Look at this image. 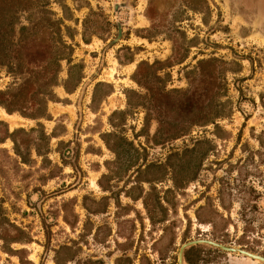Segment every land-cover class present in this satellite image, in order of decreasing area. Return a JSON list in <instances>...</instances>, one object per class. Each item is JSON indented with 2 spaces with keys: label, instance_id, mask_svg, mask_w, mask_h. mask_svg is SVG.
Instances as JSON below:
<instances>
[{
  "label": "rangeland",
  "instance_id": "obj_1",
  "mask_svg": "<svg viewBox=\"0 0 264 264\" xmlns=\"http://www.w3.org/2000/svg\"><path fill=\"white\" fill-rule=\"evenodd\" d=\"M61 1L81 68L0 107V264H264L218 247L264 259V0Z\"/></svg>",
  "mask_w": 264,
  "mask_h": 264
},
{
  "label": "trees",
  "instance_id": "obj_2",
  "mask_svg": "<svg viewBox=\"0 0 264 264\" xmlns=\"http://www.w3.org/2000/svg\"><path fill=\"white\" fill-rule=\"evenodd\" d=\"M49 1L0 0V68L6 67L13 75L24 77L15 91H0V107L9 114L19 112L33 119L43 115L40 110L43 102L55 100L52 90L58 85L60 61L67 60L69 64L68 80L75 70L81 68L79 64H71L70 56L73 49L62 39V21L52 18L54 14L48 9ZM57 2L66 16L69 9L61 0ZM34 10L39 16L29 28L20 29L19 38L16 40L15 25L21 15ZM65 30L70 31L68 27H65ZM83 41L87 40L83 37ZM28 47L29 50L36 52L38 58L30 62L32 66L24 67L22 51ZM79 80L81 76L75 81L74 88ZM65 89L71 92L66 85ZM33 105L38 109L27 114L26 109ZM187 256L188 254H185L186 261H189Z\"/></svg>",
  "mask_w": 264,
  "mask_h": 264
},
{
  "label": "water",
  "instance_id": "obj_3",
  "mask_svg": "<svg viewBox=\"0 0 264 264\" xmlns=\"http://www.w3.org/2000/svg\"><path fill=\"white\" fill-rule=\"evenodd\" d=\"M203 242L204 243H207V244H212V243L206 242V241H193V242L187 243L184 246H182L181 249H180V252H179V261L181 260V254H182V251H183V249L185 247L192 246V245H196L198 243H203ZM218 247L220 249L225 250V251H228V252H238V253L243 254V255H245V256H247L249 258L256 259V260H260V261L264 262V259L263 258L258 257V256H254V255H251V254H249L247 252H244V251H238V250H234V249H231V248H226V247H223V246H218Z\"/></svg>",
  "mask_w": 264,
  "mask_h": 264
},
{
  "label": "bare ground",
  "instance_id": "obj_4",
  "mask_svg": "<svg viewBox=\"0 0 264 264\" xmlns=\"http://www.w3.org/2000/svg\"><path fill=\"white\" fill-rule=\"evenodd\" d=\"M10 119H11V122H12V124H13V123H14V121H13L12 117H10Z\"/></svg>",
  "mask_w": 264,
  "mask_h": 264
}]
</instances>
